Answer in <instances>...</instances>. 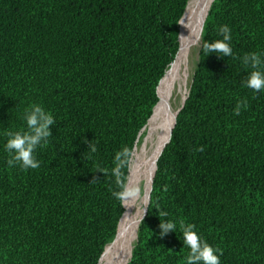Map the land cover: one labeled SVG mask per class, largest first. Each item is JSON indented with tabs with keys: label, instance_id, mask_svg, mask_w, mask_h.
Returning a JSON list of instances; mask_svg holds the SVG:
<instances>
[{
	"label": "trees",
	"instance_id": "16d2710c",
	"mask_svg": "<svg viewBox=\"0 0 264 264\" xmlns=\"http://www.w3.org/2000/svg\"><path fill=\"white\" fill-rule=\"evenodd\" d=\"M187 3L0 0V264H98L125 211L113 168L126 184ZM202 22L126 264H186L181 220L220 250V264H264V89L244 85L245 56L264 63V0H212ZM222 26L231 56L203 49L223 39ZM32 104L52 115V135L34 151L38 168L9 167L6 133L27 130ZM161 221L176 229L161 236Z\"/></svg>",
	"mask_w": 264,
	"mask_h": 264
},
{
	"label": "bare ground",
	"instance_id": "6f19581e",
	"mask_svg": "<svg viewBox=\"0 0 264 264\" xmlns=\"http://www.w3.org/2000/svg\"><path fill=\"white\" fill-rule=\"evenodd\" d=\"M211 2L212 0H188L186 10L179 22L180 47L177 57L159 83L160 99L147 125L145 139L140 148L134 150L129 164L125 185L135 186L136 181L143 182L141 207H136L135 200L124 202L125 211L117 235L111 245L106 244V250L104 249L105 252L103 251L98 264H125L130 258L138 225L144 212L143 208L146 205L144 199H148L156 159L170 135L175 113L188 91L190 75L187 59L188 42L196 36Z\"/></svg>",
	"mask_w": 264,
	"mask_h": 264
},
{
	"label": "clouds",
	"instance_id": "9594fccd",
	"mask_svg": "<svg viewBox=\"0 0 264 264\" xmlns=\"http://www.w3.org/2000/svg\"><path fill=\"white\" fill-rule=\"evenodd\" d=\"M223 35L222 40H215L213 43H203V49L208 53L209 51H215L224 56H231L232 49L227 43L231 40L230 30L227 26H222L219 29ZM251 61L249 64L252 69L249 72L248 78L245 81V87L254 91H260L264 89V71H261V67L264 63L261 62L260 56L255 53H248L245 56V62ZM244 107H247L245 103ZM240 105L234 109L235 114H239ZM26 122V131H9L6 133L8 139L5 144V150L9 153L10 158L7 160L9 167L19 164L23 169H36L39 167V162L34 158V151L38 146H44L48 143V138L52 135L49 131V126L54 124L55 121L52 115L46 112L43 107L38 104H32L25 110L23 116ZM89 149L91 152H95L94 145L89 143ZM202 151V149H199ZM129 151L124 148L122 151L117 152L114 159L120 160L121 155H128ZM121 164H117L113 168V173L116 177V184L120 188V191L113 192V196L127 203L130 199L136 200L141 198V189L138 186H126L121 179ZM105 171V170H101ZM144 203H147V199H144ZM166 213L161 212L160 216H164ZM162 236L169 230L176 229L175 222H162L160 223ZM194 225L186 224L183 220L180 221V228L182 230L183 243L189 249L186 257V264H220L219 249H214L212 246L202 241L200 236L194 231Z\"/></svg>",
	"mask_w": 264,
	"mask_h": 264
},
{
	"label": "rangeland",
	"instance_id": "374dc122",
	"mask_svg": "<svg viewBox=\"0 0 264 264\" xmlns=\"http://www.w3.org/2000/svg\"><path fill=\"white\" fill-rule=\"evenodd\" d=\"M199 45H200V39H199V35H198V32H197L196 36L192 37L189 40V42H188V58L187 59H188V67H189V72H190V75H189V78H188V85H187V89L188 90H189V86H190V82H191V78H192L194 69H195V67L197 65L198 58H199ZM146 134H147V126L146 127L144 126L143 129H142V131L138 135V139H137L136 145L134 147V150L135 151L140 148L142 142L145 139ZM134 150H133V153H134ZM133 153H132V155H133ZM135 186H138L141 189V193H142L143 182L136 181ZM135 203H136V207H141V205H140V199H136L135 200ZM143 209H142V211H143ZM124 210H125V208H124ZM114 238L115 237H113L111 239L112 241L108 245H111L113 243Z\"/></svg>",
	"mask_w": 264,
	"mask_h": 264
},
{
	"label": "water",
	"instance_id": "95a60500",
	"mask_svg": "<svg viewBox=\"0 0 264 264\" xmlns=\"http://www.w3.org/2000/svg\"><path fill=\"white\" fill-rule=\"evenodd\" d=\"M188 92H189V90H188ZM188 92H187V95H188ZM187 95H186L185 99L187 98ZM185 99H184V101L182 102L181 106L177 109V111H176V113H175V117H176L177 113L179 112V110L183 107L184 102H185ZM152 112H153V111H152ZM174 124H175V119H174V122H173L172 128H173ZM172 128H171V130H172ZM170 133H171V131H170ZM169 138H170V135H169L167 141L165 142V144L169 141ZM165 144L163 145V147L165 146ZM163 147H162V149H163ZM162 149H161L160 153L162 152ZM160 153H159V155H160ZM159 155H158V157H159ZM158 157H157V159H158ZM157 159H156V161H157ZM155 170H156V164H155L154 171H153V174H152L151 185H152V180H153V176H154ZM151 185H150V188H149L148 199H147V203H146V205H145V207H144V212H143L142 217L144 216V214H145V212H146L147 204H148V201H149V193H150V190H151ZM142 217H141V218H142ZM120 219H121V218H120ZM140 220H141V219H140ZM119 221H120V220H119ZM118 224H119V222H118ZM117 228H118V226H117ZM104 249H105V248H104ZM130 256H131V255H130ZM128 261H129V260H128ZM128 261H127V262H128ZM127 262H126V263H127ZM98 263H99V261H98ZM126 263H125V264H126Z\"/></svg>",
	"mask_w": 264,
	"mask_h": 264
}]
</instances>
